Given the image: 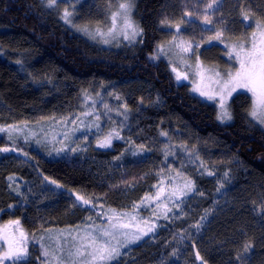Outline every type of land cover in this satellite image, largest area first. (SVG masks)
Segmentation results:
<instances>
[{
	"label": "trees",
	"instance_id": "16d2710c",
	"mask_svg": "<svg viewBox=\"0 0 264 264\" xmlns=\"http://www.w3.org/2000/svg\"><path fill=\"white\" fill-rule=\"evenodd\" d=\"M166 1L135 0L133 16L142 29L140 38L103 46L68 26L59 9L46 0H0V125L93 110L111 146L93 144L91 157L104 164L115 159L144 127L159 147L143 161L141 171L175 162L183 175L210 193L219 173L206 166V159L231 153L243 169L236 177L243 185L236 194L239 203L236 209L218 212L201 238L188 241L178 236L189 253L184 264H264V217L243 204L264 189V128L253 121L247 92L233 99V122L224 124L217 119L215 103L194 95L188 84L175 82L168 60L157 51L165 32L161 14ZM257 1L263 8L264 0ZM254 18L264 21V8ZM110 84L128 96L125 106L103 102V85ZM143 96H149L150 103L157 98L160 104L150 106ZM173 136L178 137L177 147L167 145L174 142ZM202 142L207 146H200ZM13 175L32 182L46 196L41 200L17 195L9 183ZM106 176V170L90 160L74 166L49 159L23 140L12 142L1 134L0 221H19L13 225L30 237L41 256L34 240L39 232L76 226L100 205L131 210L150 181L116 192ZM11 238L22 242L21 235ZM162 249L136 246L112 264H154L165 255Z\"/></svg>",
	"mask_w": 264,
	"mask_h": 264
},
{
	"label": "rangeland",
	"instance_id": "374dc122",
	"mask_svg": "<svg viewBox=\"0 0 264 264\" xmlns=\"http://www.w3.org/2000/svg\"><path fill=\"white\" fill-rule=\"evenodd\" d=\"M134 1L131 0L130 21L139 29L133 16ZM128 2L56 0L50 7L58 8L61 19L72 29L97 40L103 46H109L136 42L140 38L141 32L133 37L132 29L124 26V12L119 5ZM263 8L257 0H167L163 6L161 25L165 32L157 48L158 54L168 60L176 83L188 84L194 95L216 104L217 119L221 113L220 96L225 94V104L229 106L232 118L218 119L221 123L233 122L232 101L241 93H248L251 113L254 109L256 97L252 92L237 88L227 96L224 86L228 79L227 73H234L240 67L237 59L240 45L243 44L247 50L254 33L258 45L264 39L260 36L261 29H257L254 24V21H259L254 18L256 11H262ZM242 14L247 15L244 22L240 20ZM259 22L264 25V21ZM240 55L242 57L243 53ZM209 96L215 98L210 99ZM149 98L143 96L141 99L150 106L158 107L159 99L150 103ZM102 100L104 103L125 106L128 96L116 85H103ZM255 110L257 114H251L253 121L264 128V109L255 107ZM1 134H5L12 142L23 140L49 159H63L74 166L90 160L98 169L106 170V177L110 178L107 185L111 191H127L150 179L144 195L131 204V210H115L100 205L76 226L49 228L39 232L34 240L41 246V264H112L125 254L130 255L134 247L142 245L163 248L162 254L165 255L161 254L154 264H184L189 253L178 236L188 241L204 236L207 225L218 212L236 209L239 203L236 194L243 189L236 178L237 170L242 169L238 166L240 160L224 151L218 155L210 154L206 159V166L219 173L211 193L183 175L175 162L167 168L142 172L143 161L159 147L144 127L129 140V149L115 159L102 163V160L91 157V148L93 144L101 147L106 139L110 140V135L102 131V123L93 110L0 125ZM171 139L174 142L167 145L177 147L175 142L178 137L173 136ZM199 145L207 146L203 142ZM110 146L111 142L106 147ZM9 183L17 195L27 199L42 200L47 194L39 192L32 182L22 180L19 176L10 177ZM89 202L93 203V200ZM206 202L208 205L203 207L201 204ZM243 204H248L251 211L264 217V189L255 192L253 199ZM7 228L17 232L10 221H0V235L8 237V231L5 232ZM105 242L117 248L119 256L111 261L93 259V249ZM78 249L82 255L76 254ZM167 251L170 255L166 254Z\"/></svg>",
	"mask_w": 264,
	"mask_h": 264
},
{
	"label": "snow or ice",
	"instance_id": "6c2138e0",
	"mask_svg": "<svg viewBox=\"0 0 264 264\" xmlns=\"http://www.w3.org/2000/svg\"><path fill=\"white\" fill-rule=\"evenodd\" d=\"M55 3L56 0H48L49 6H52ZM132 6L131 0H129L128 3H121L119 8L124 12L123 23L125 28H131L132 36L134 37L135 35H138L142 29H137L130 21V9ZM65 19H67V13L65 15ZM245 19H247V15H245ZM113 20H115V15L113 16ZM254 24L257 29H261L260 36L264 37V25H262L259 21H254ZM217 35L219 36V33ZM255 37L256 34L254 33L253 41L247 50H245L243 44L240 45V53H243L242 57L240 53H237V59L239 60L240 67L234 73H227L228 79L224 86L227 89V96H230L237 88L247 89L252 92L253 96L256 97L255 106L251 113L253 116L257 114L255 107L264 109V39H261L260 44L258 45ZM177 78L179 79V76ZM209 98L214 99L215 97L209 96ZM219 102L221 106V113L218 115V119L231 120L232 116L229 111V106H226L225 104V94H221ZM109 144L110 140L106 139L100 146L106 147ZM3 151H8V149H3ZM84 203L87 204L88 201L85 200ZM13 223L19 224V221H14ZM105 235L109 234L105 233ZM114 238L115 237H113V239ZM93 243H95V241H93ZM76 254L82 255L79 249ZM10 256H14L16 259L21 258L20 253L7 252L4 254L5 259ZM91 256L93 259L111 261L119 256V251L117 248L111 247L107 242H105L99 247L94 248Z\"/></svg>",
	"mask_w": 264,
	"mask_h": 264
},
{
	"label": "flooded vegetation",
	"instance_id": "af4514ba",
	"mask_svg": "<svg viewBox=\"0 0 264 264\" xmlns=\"http://www.w3.org/2000/svg\"><path fill=\"white\" fill-rule=\"evenodd\" d=\"M197 22V21H194ZM3 224V223H2ZM18 233H20L18 235ZM9 238L0 235V264H41V257L37 248L30 242V237L22 232H8ZM22 236V242L16 241L11 237ZM13 241V242H12ZM7 252L20 253L21 258L16 259L10 256L5 259L4 254Z\"/></svg>",
	"mask_w": 264,
	"mask_h": 264
},
{
	"label": "water",
	"instance_id": "95a60500",
	"mask_svg": "<svg viewBox=\"0 0 264 264\" xmlns=\"http://www.w3.org/2000/svg\"><path fill=\"white\" fill-rule=\"evenodd\" d=\"M186 18H188V19H190V20H194L193 18H190V17H188V16H186Z\"/></svg>",
	"mask_w": 264,
	"mask_h": 264
}]
</instances>
